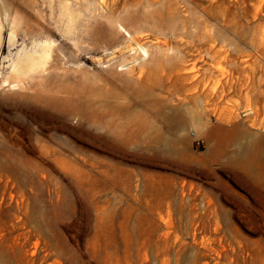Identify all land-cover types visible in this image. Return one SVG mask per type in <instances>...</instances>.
<instances>
[{
  "label": "rangeland",
  "instance_id": "obj_1",
  "mask_svg": "<svg viewBox=\"0 0 264 264\" xmlns=\"http://www.w3.org/2000/svg\"><path fill=\"white\" fill-rule=\"evenodd\" d=\"M161 2L176 28L159 34L149 18L145 30L169 40V55L199 59L200 72H223L222 96L208 93L211 130L183 132L188 147H139L147 133H122L113 127L123 119L75 105L78 96L93 107L132 102L116 79L129 74L123 57L93 51L88 37L78 55L51 36L52 68L4 85L11 59L40 38L10 48L12 19L21 17L19 28L35 20L0 0V264H264V0L137 5ZM155 51L124 63L155 67ZM173 68L156 92L184 103Z\"/></svg>",
  "mask_w": 264,
  "mask_h": 264
},
{
  "label": "bare ground",
  "instance_id": "obj_2",
  "mask_svg": "<svg viewBox=\"0 0 264 264\" xmlns=\"http://www.w3.org/2000/svg\"><path fill=\"white\" fill-rule=\"evenodd\" d=\"M14 1L22 11L29 14V17H33L35 23L26 22L23 27L20 26L19 28L21 17L13 18L9 28L8 46L10 48L15 47L19 38L26 39L31 36H39L40 39L38 42H33L30 47L28 46L29 48L25 47L18 50L16 58H12L9 64L10 73L2 80L4 85L15 88L22 84L24 78L31 77L34 72L52 68L54 64H50V61L56 58L54 54L56 48H54L55 40L51 36H60L61 44L65 47L68 46L78 55H80L83 39L88 37V43L93 46V51L103 49L107 56L120 55L123 57L120 69H124L123 67L126 66L125 70L127 69L129 74L126 75V78L116 79L123 83V87L130 89L132 102L123 103L117 101L118 99H114L115 101L105 99L103 104H108V108L93 107L95 104L93 98L87 99L78 96L75 105L83 109L84 113L90 115L94 112L101 115L112 114L116 120L123 119L122 122H117L113 127L122 133H147V138L139 142V147H188L190 144L183 139L185 135L182 133H191L192 130L198 129V124L200 125L198 130L203 136L209 134L211 125L208 124V93L212 89L218 92L216 95L219 98L222 96L223 72L221 67H218L213 71L210 70L209 75H207L206 72H200L197 66L199 59L198 61L188 58L186 54L173 57L166 53L167 47L163 49L162 46L169 45V40L159 39V34H162L169 25L173 27L177 17L172 13L174 8L168 4L169 2H161L156 6L157 8L155 7V10H148L142 7L144 5L153 6L160 0H138V2L144 1L146 4L139 7L138 2L130 3V5H136L133 9L127 7L129 0ZM149 18L154 19L153 26H150L153 27L152 30L155 27L160 30L159 34L154 37L153 31H146L147 26L145 27L143 24ZM167 24L168 26H166ZM3 27V21L0 19V50ZM150 37L157 40L155 44L148 45L149 42L147 43L146 39ZM204 37L206 38L207 34ZM70 41L73 42V45L69 43ZM206 42L204 41L202 46ZM150 46L158 48V52L155 51L153 54L155 67L145 69L144 61L141 64L138 62L137 65L132 64L130 66L124 63L127 60L129 63H135L139 58L145 59L146 55L148 56ZM188 47V43L185 44L184 48ZM167 67L175 69L174 76L176 79H180L181 86L188 93L187 96H184L186 100L184 103H167L156 92L166 82ZM57 75H61L60 72ZM209 80L213 81L211 87H209ZM134 105L145 107L146 112L140 114L133 108L131 109Z\"/></svg>",
  "mask_w": 264,
  "mask_h": 264
}]
</instances>
